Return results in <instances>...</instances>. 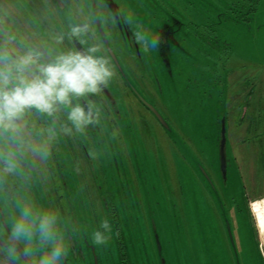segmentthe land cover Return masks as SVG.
I'll list each match as a JSON object with an SVG mask.
<instances>
[{
    "label": "rangeland",
    "instance_id": "374dc122",
    "mask_svg": "<svg viewBox=\"0 0 264 264\" xmlns=\"http://www.w3.org/2000/svg\"><path fill=\"white\" fill-rule=\"evenodd\" d=\"M15 1L28 14L23 0ZM118 1L134 32L143 31L155 40L166 14L172 12L190 26L199 24L201 27H185L188 34L182 43L192 54L182 49L172 51L173 76L167 75L158 65L163 92L152 99L158 103L173 130L167 133L150 113L138 106L133 111L132 121L126 120L132 126L128 129L131 133L126 134L127 147L134 148L140 158L142 172L147 175L150 187H143V190L153 194V199L146 202V207H131L129 212L120 214L127 238L116 245L110 240L104 251L97 246L100 264H122L119 252L123 250L130 264H163V258L165 264H264V235L260 234L252 213L254 202L264 199V157L257 142L249 139L253 135L242 132L234 133L232 137L228 132L229 165L225 181L219 172L220 126L230 90L247 83L244 76L252 69L257 72L258 64L264 67V0L249 21H237L233 15L231 18L226 14L221 16L220 13L226 11L229 14L231 10L210 0ZM0 5L6 6L5 1L0 0ZM220 16L223 20L218 22ZM31 19L33 24L36 23V29L43 32L34 18ZM213 22L215 25L209 31L216 43L211 48L198 35L202 34L203 38L204 24ZM6 25L19 33L14 23ZM44 39L50 45L47 35ZM155 49L145 53L141 46L144 57L157 66ZM231 67L235 71L233 81L228 77ZM142 120H146L149 127L142 126ZM227 127L230 128L228 122ZM26 164L34 172L30 157H25L22 174L9 175L5 179L11 181L13 178L22 185L19 194L15 193V199L9 198L5 183L0 190V206L9 228L0 216V236L4 240L12 237L10 221L17 213V201H30L38 209L47 208L45 200L29 197L20 181L29 176ZM203 169L215 181L219 194L213 191ZM180 192L179 197L176 194ZM51 200L64 231L61 202L54 194ZM125 223L131 226V231L126 229ZM73 234L77 247L74 248L70 240L71 247L68 241V264H91L93 253L85 243L78 241L74 231ZM89 241L92 243L90 235ZM7 250L8 247L0 246L1 259L8 257ZM17 256L19 264H25L18 250Z\"/></svg>",
    "mask_w": 264,
    "mask_h": 264
},
{
    "label": "flooded vegetation",
    "instance_id": "af4514ba",
    "mask_svg": "<svg viewBox=\"0 0 264 264\" xmlns=\"http://www.w3.org/2000/svg\"><path fill=\"white\" fill-rule=\"evenodd\" d=\"M4 1L6 6L0 5V19L5 24L14 23L19 34L43 52L46 58H50L48 49L54 45L52 37L61 34L64 39L62 44L54 45L56 51L99 45L105 54L109 49L115 54L113 63L117 64V74L114 80L105 89L104 94L89 97L100 109L98 122L94 120L93 124L89 125L82 134L64 135L60 133L50 147L48 158L34 160L30 157L32 170L35 173L31 172L26 164L25 169H29V176L20 180L24 184L26 192L29 193V197L36 201L37 197L39 200H45L47 208L51 207L54 210L55 206L51 199L53 194L58 197L62 206L61 210L64 211V217L61 218L65 222L63 232L70 246L72 247L71 240L74 248L77 247L74 231L78 241L81 240L85 243L93 253L91 264H95L96 261L100 264L98 250L104 251V246H99L98 249L97 245L90 243L91 231L98 228L102 219H107L112 225L110 240L115 245L118 244V241H125L127 237L123 230L120 214L129 212L127 210H130L131 207H146V202L153 199V194L143 190V187H149V179L142 172L140 158L136 156L134 148L127 147L126 134L131 133L128 129H131L132 126L127 124L126 120L132 121L133 111L138 106L150 113L154 120L166 129L167 133L173 130L158 103L152 99L163 92V82L157 73L158 65H161V70L165 71L167 75L173 76L172 51L182 49L186 53L192 54L182 43L184 36L188 34L185 27L191 29V27L197 28L201 25L190 26L173 12L166 14L167 17L162 26L158 28L156 36L157 66H154L151 60L144 57L141 46L135 43L133 37L135 32L130 22L125 18L122 4L118 0H23L28 14L19 8L15 0ZM261 1L210 0V2L223 6L225 10L229 8L231 13H234L227 14L225 11L220 13L221 16L226 14L231 18L233 15L237 21H249ZM159 2L164 4L162 1ZM221 16L218 22L223 20ZM31 17L43 29V32L36 29L37 25L32 23ZM72 24H87V33L83 37L70 35L69 26ZM214 25V22L205 23L204 30L206 31L203 33L205 35L203 38L202 34L198 35L211 48H214L216 43L215 37L209 31ZM44 35H47L51 42L50 45L44 39ZM230 71L229 81H233L234 68L231 67ZM244 77L247 79V83H244L239 89L231 88L229 103L221 119L219 172L222 181L226 180L221 169V146L224 144H222L223 125L226 137L223 153L227 167L229 159L226 145L229 141V131L232 133V137L234 133L242 132L253 135L249 139L257 142L259 145L257 148H261L264 157V67H259L258 64L257 72L252 69ZM243 95L244 98H241ZM81 103L86 105L87 102L81 101ZM58 115L60 119L56 121L57 129L61 123L66 122L63 113ZM227 122L230 128L227 127ZM50 123L52 120L47 116L29 118V131L35 137L40 128H46ZM141 124L144 127H149L146 120H142ZM231 143L234 144V141L232 140ZM64 147L65 150H63ZM134 160L136 161L134 162ZM4 183L9 198L14 200L15 193L19 194L22 185L13 178L11 181L5 180ZM176 195L180 197L181 192ZM174 200L176 203L178 202L177 198ZM247 202L250 208L249 196ZM253 207H255L254 204ZM125 225L126 229L131 231V226L128 223ZM11 240L12 237L9 240L3 239V242ZM157 241L160 243L158 238ZM0 246L8 247L9 245L0 243ZM119 254L122 264H130L124 250ZM20 257L27 264L21 255ZM0 260L2 264H12L8 257L5 259L0 257ZM66 261L68 264L67 259Z\"/></svg>",
    "mask_w": 264,
    "mask_h": 264
},
{
    "label": "clouds",
    "instance_id": "9594fccd",
    "mask_svg": "<svg viewBox=\"0 0 264 264\" xmlns=\"http://www.w3.org/2000/svg\"><path fill=\"white\" fill-rule=\"evenodd\" d=\"M69 27L72 36L83 37L88 31L87 24ZM133 37L145 53L156 47V40L143 31L133 33ZM63 39V34L52 37L54 45L62 44ZM54 45L48 49L50 58H46L0 20V190L9 175L22 174L23 158L46 159L60 133L82 134L94 120L98 122L100 109L89 97L104 94L117 74L115 54L110 49L107 54L99 45L56 51ZM60 113L66 122L57 129ZM43 116L52 123L40 128L34 137L29 118ZM261 203L264 201L254 205ZM15 207L8 260L18 264L20 242L31 264H64L69 256L68 241L58 223V212L38 209L30 201H17ZM253 211L259 212L258 207ZM90 238L94 245L106 247L112 238L110 221L102 219Z\"/></svg>",
    "mask_w": 264,
    "mask_h": 264
},
{
    "label": "water",
    "instance_id": "95a60500",
    "mask_svg": "<svg viewBox=\"0 0 264 264\" xmlns=\"http://www.w3.org/2000/svg\"><path fill=\"white\" fill-rule=\"evenodd\" d=\"M97 22H99L98 19H97ZM98 24H99V26H101L100 22ZM222 135H223L222 144L223 143L225 144L226 137H225V127H224V125H223ZM224 144L221 146V169L223 171L224 178H226L227 166H226V158H225V155L223 153L224 152ZM203 171H204V174L206 175V178L209 181V184L211 185L212 189L215 191V193L219 194L218 191H217L216 185H215L214 181L212 180L211 176L209 175V173H207V171L205 169H203ZM0 213H1L2 220H3L4 224H5V226L8 228V225H7V222H6V219H5V215H4V212H3L2 208H1V206H0ZM228 231H229L230 238L233 241V236H232V233H231L230 226H228ZM156 236L159 239L158 235H156ZM11 242H12V240L9 241V242H3V239L0 237V243L3 244V245L4 244L5 245H10ZM17 243L19 244L18 251H19L20 255L27 262V264H31V258L30 257H25V255H24V252H23L24 246L20 242H17ZM159 247L161 248L160 243H159ZM259 247L263 251V247L261 245V242H260V246ZM263 254H264V251H263ZM162 261H163V264H165V260L163 259ZM64 264H67L66 260L64 261ZM95 264H99V263L96 261Z\"/></svg>",
    "mask_w": 264,
    "mask_h": 264
},
{
    "label": "bare ground",
    "instance_id": "6f19581e",
    "mask_svg": "<svg viewBox=\"0 0 264 264\" xmlns=\"http://www.w3.org/2000/svg\"><path fill=\"white\" fill-rule=\"evenodd\" d=\"M255 207H258L259 212L253 211V213L256 217V221H257L258 228L260 230V234L264 235V203H261L259 205H255ZM258 216L260 217L259 221H258ZM262 238H263V236H262Z\"/></svg>",
    "mask_w": 264,
    "mask_h": 264
},
{
    "label": "trees",
    "instance_id": "16d2710c",
    "mask_svg": "<svg viewBox=\"0 0 264 264\" xmlns=\"http://www.w3.org/2000/svg\"><path fill=\"white\" fill-rule=\"evenodd\" d=\"M261 200L264 201V199H260V200H258V201H261ZM0 264H2V261H1V260H0Z\"/></svg>",
    "mask_w": 264,
    "mask_h": 264
}]
</instances>
